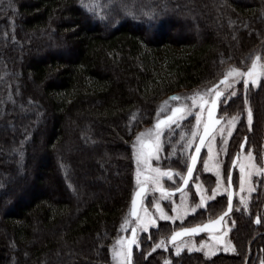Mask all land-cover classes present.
<instances>
[{
	"label": "trees",
	"instance_id": "16d2710c",
	"mask_svg": "<svg viewBox=\"0 0 264 264\" xmlns=\"http://www.w3.org/2000/svg\"><path fill=\"white\" fill-rule=\"evenodd\" d=\"M261 51L264 0H0V264H112L138 130L168 94L213 85ZM260 87L249 96L258 141ZM177 146L180 160L165 158ZM183 146L167 137L162 159L185 173ZM263 189L248 214L234 211L236 254L171 264L264 262ZM226 201L211 202L207 220Z\"/></svg>",
	"mask_w": 264,
	"mask_h": 264
},
{
	"label": "rangeland",
	"instance_id": "374dc122",
	"mask_svg": "<svg viewBox=\"0 0 264 264\" xmlns=\"http://www.w3.org/2000/svg\"><path fill=\"white\" fill-rule=\"evenodd\" d=\"M257 57H260V59L257 61L258 67H257V73H264V51H261L257 55L253 57V59L244 67H235L234 65H227L226 69L221 73L222 78L228 77L227 81L224 83H221L219 80L215 81V85L218 83L217 89L222 91L223 95L219 98V110H218V116L222 117V121L217 127V129L214 131V133L208 138L206 144L204 145L203 153L200 157V163L198 166V169L196 173L194 174L190 184L188 187L184 190V192H180L178 194H171V196L167 199L162 197V194L157 190L156 185L152 183L150 179L146 180V176H150L151 173L145 171L143 169V166H141V175L139 177L140 181L143 183V185L146 186V190L144 192V195L142 197V202L138 210V214L141 219L150 218L151 220H154V224H149L147 231L139 230L138 231V246L133 245V253L131 257L130 264H138V262L146 261V258L154 254L155 252L161 253L156 255L155 258L160 260V264H165V261H169L170 264L173 261V257H179L181 255L186 254H192V253H199L202 255L203 258L206 260L212 259L214 256L224 253V254H236V246L235 242L233 240L234 235V228L236 225V218L234 211L242 212L244 214L249 213V208L251 206V200L254 196L255 192L257 191V187L262 184H264V172H261L259 170H264V122H262L261 127V137L259 141L256 139V137L253 135L255 129V113L252 103L254 102V99H250V94L253 91H258L264 84V75H258V86L252 85L251 81H249V85L247 88H245V85L243 83L244 77L241 76L239 78H234L229 73L231 69H239L241 73H247L249 68L252 65V62ZM214 83L213 85L197 88L194 90H184L180 92L170 93L160 102L156 105V116L153 118L154 120L149 124H143L140 130L136 133L134 143H136L137 135L140 133H145V136L143 137L144 140H154V130L155 125L158 119L161 117L169 114L171 112V109L175 106H187V108H190L191 111L187 112L184 115V119H177L175 122L170 123L167 127L163 128V131L160 134L161 143L163 144V150L158 154L162 158L165 157V146H166V138H172L179 137V135H186V139L182 138L183 141V149L182 151L186 153L187 151H192L191 149H186L185 145L187 144L188 139L191 138L192 131L195 128L197 130V136L194 143L199 135V132L202 128L203 121L205 118V110L207 105L203 109L200 107V100L203 98L205 101H209L212 99L214 92ZM230 85V87L226 86ZM261 90V89H260ZM234 93V94H233ZM241 93L242 95V101L241 104H234L233 98L235 99L238 94ZM255 93V92H254ZM253 93V94H254ZM256 96V93L255 95ZM253 96V97H254ZM173 97H178L179 99H172ZM193 97L196 99L195 105L193 104ZM249 109L252 113V120L251 124H249ZM201 112V120L202 123H200L197 126L196 121V113ZM238 116L239 119L235 121V127L232 129V133L229 136L227 132L228 120H230L232 117ZM253 133V134H252ZM179 134V135H178ZM214 137V139H213ZM245 138H247V141L245 143ZM225 140L227 143L225 144ZM177 141V140H176ZM175 140L171 142L170 145H174ZM244 141V147L241 148V144ZM208 144H212L213 146V152L215 154V160L210 161V166L213 163H220V171L222 174V177L224 179L222 180V186L220 188H217V176L215 173V169L212 171H205L204 170V160L208 158ZM227 149V154L222 150L223 148ZM179 146L176 147L175 155L174 157H177L178 160H180V154H179ZM2 149H4L2 147ZM172 149V146H171ZM133 152V159H134V170H133V183H134V191L138 186H140L137 183V164L135 161V150L132 148ZM236 152H239L240 159L237 160L236 166L234 168L232 182L234 187V200H233V209L228 214L223 222V226L221 230L214 233V235H223L224 236V243L219 244L217 247L219 248L218 251H215V254L212 256H205L204 251L198 250L201 247V242H204L206 245L213 244L212 236L209 232H204L199 235H190L185 236L180 239H177L176 241H171L170 237L172 236L173 232L184 228L188 226H192L194 223H199L200 221L207 220L214 215L209 213L208 205L215 201L227 198V193L224 191L225 188H228L227 185V179H226V172L229 171V167L231 164V161L236 154ZM248 152H252L253 154V163H255L257 171L254 172L253 176L251 177V180L248 184L245 185L244 191L241 192L240 190V164L241 163H247V161L244 159V157L247 156ZM172 152H169V154ZM160 159L159 161L156 159L155 156H153L150 160V163L152 167H161L162 169H173L174 171L182 172V169H178V167H171L168 166L167 163L164 162L163 159ZM199 176V182L202 183L203 189H204V195L211 196L212 195V189L217 188L218 195L212 199L207 200L206 204L201 207H196L200 204L201 194L197 192L195 188L196 176ZM181 182V179L179 176H175L173 179H168L167 177H163L161 179V184L163 187L168 189L176 188ZM249 188L253 189L252 191H249ZM264 191V189H263ZM186 194V195H185ZM182 196L184 197V204L182 206ZM241 196H244L247 200V207L245 208L244 205L240 203ZM159 204V209L163 211L164 214H166L171 219H162L161 218V211L157 209L156 205ZM226 204L222 202L221 210L226 208ZM196 207L195 211H192V209ZM174 208L176 211H174ZM200 212H203L201 215V218L199 220H195V215L201 214ZM234 214V215H233ZM128 223L125 224L123 220L121 227H120V233L115 238L113 244H112V264H124V257H116L114 255V249H118L120 245L117 244L118 240H121L122 238L126 239L129 237L131 229L133 227H136L137 225V217L132 218L131 216L126 218ZM192 224V225H190ZM123 225V227H122ZM233 233V235H232ZM264 234V233H263ZM258 236V235H257ZM264 236L260 235V239L264 240ZM161 240L165 242V247L161 248H155V245L160 243ZM230 242V248L234 250L225 251L224 247L226 244H229ZM264 242V241H262ZM181 244H186L187 246H193V251L189 252L188 247L185 246L182 248L179 255L176 254V249ZM207 250V248H205ZM133 254L135 255L134 261H133ZM141 254V255H140ZM260 264H264L263 261H260Z\"/></svg>",
	"mask_w": 264,
	"mask_h": 264
},
{
	"label": "snow or ice",
	"instance_id": "6c2138e0",
	"mask_svg": "<svg viewBox=\"0 0 264 264\" xmlns=\"http://www.w3.org/2000/svg\"><path fill=\"white\" fill-rule=\"evenodd\" d=\"M150 19H149V26H151L152 20L155 19V14H149ZM260 59V57H257L256 59L253 60L251 67L249 68L247 73H241L239 69H231L230 75L233 76L234 78H239L241 76L244 77L243 83L245 85V88L248 87L249 81H251L252 85L258 86V75H264V73H257V61ZM264 67V66H261ZM228 77H225L224 81H221V83H224L227 81ZM230 87V85H226ZM213 91H215V96L209 101L203 100L201 98L200 100V107L203 109L205 105H207V120L203 121V131L202 133L199 134V142L195 143L194 151H187L186 153L182 152V155L185 156L184 159L181 160L182 165H186V174H182L180 172L174 171L173 169H162L161 167H152L150 160L153 156L156 157V159L159 161L162 157L158 155L162 150H163V144L161 143L160 139V134L163 131L164 127H167L170 123L175 122L177 119H184V115L187 112H190L191 109L187 108V106H179V107H174L171 110V115L167 116L165 119H158L155 125V130H154V135L155 139L154 140H144L143 137L145 136V133H140L137 135L136 138V143L133 144V149L135 150V161L137 164V183L140 185L138 190H136L133 193L132 197V206H131V215L137 217V225L136 227L132 228V235L129 238H122L121 240L117 241V244L120 245L118 249H114V255L116 257L123 256L124 257V264H130V255H131V249L133 245L138 246V231L139 230H144L147 231L148 225L149 224H154L155 221L151 220L150 218L146 219H141L138 212H137V204H138V199L141 198L145 192V187L143 186V183L140 181L139 177L141 175V166H143V169L149 173H151L150 176H146L145 179L148 180L150 179L154 185H156L157 190L162 194V197L167 199L171 196V193L166 189L165 187L162 186L161 184V179L163 177H167L168 179H173L175 176H179L180 179L182 180V184L180 188L176 189V191L184 192L185 186L189 185V182L192 180L194 176V172L197 169V163L198 159L200 157L201 153V148L206 144L207 138L210 136L212 129L215 125L219 124L220 121L216 120L214 118V112L216 111L217 108V102L219 98L223 95L221 91H216L215 86L213 88ZM234 94V93H233ZM172 99H179L178 97H173ZM193 99V104L195 105L196 99L195 97ZM202 113L197 112L196 113V121H197V126L202 123L201 120ZM239 119L238 116L232 117L230 120H228V125L229 127L227 128L228 135L230 136L232 133V129L235 127V121ZM252 120V113L251 110L249 109V124H251ZM197 136V130L194 128L192 131L191 138L188 139L187 144L185 145L186 149H191L193 148V141L195 140ZM183 138V134H182ZM214 139V137H213ZM247 141V138H245V143ZM227 141L225 140V144ZM241 147H244V144L241 145ZM225 154H227V149L226 147L222 149ZM208 158L204 160V170L205 171H212L215 169V173L217 176V188H220L222 186V180L224 177H222L221 171H220V163H213L210 166V161L215 160V154L213 152V146L212 144H208ZM175 155V152L170 153L168 157H165L167 159H171L172 156ZM240 157L239 155L237 156L236 159L233 160V164L237 163V160H239ZM244 159L247 161V163H241L240 164V190L241 192L244 191L245 185L248 184L251 180V177L253 176L254 172L257 171L255 163H253V154L252 152H248L247 156L244 157ZM261 172H264V170H259ZM226 179L227 183L229 185L228 188H225L224 191L227 193L228 197V208L225 213H223L220 217H217L216 220H210L207 224L204 225H197L196 227L193 228H181L178 232H173L171 236V241H176L179 237L183 236L184 234L188 233H195L197 231H204L208 230L210 233L214 231L215 226L220 225L225 217L228 215V212H231L233 209V195L234 193L229 190L231 184H232V174L230 171L226 172ZM196 183H195V188L198 193L201 194V199H200V204L197 205L196 207H201L206 204L207 200H212L214 199L217 195V188L212 189V195L211 196H205L204 195V189L202 183L199 182V176H196ZM253 189L249 188V191H252ZM186 195V194H185ZM240 203L247 207V200L244 196H241L240 198ZM184 204V197L182 196V206ZM157 209L161 211V218L162 219H171L168 217L166 214L163 213L161 209H159V204L156 205ZM196 207L192 209V211L196 210ZM174 211L176 209L174 208ZM257 222H260V218H257ZM125 224L128 223L127 219L124 221ZM123 227V225H122ZM213 244L211 245H206L204 242H201V247L198 250L204 251L205 256H212L215 254V251H218L219 248L217 247L219 244L224 243V236L223 235H213L212 236ZM230 242L229 244H226L224 247L225 251L229 250H234L230 248ZM165 242L161 240L160 243L155 245V248H161L165 247ZM187 246L186 244H181L180 246L177 247L176 249V254L179 255L182 248ZM188 251L191 252L193 251V246H187ZM207 248V250H205ZM165 264H170L169 261H165Z\"/></svg>",
	"mask_w": 264,
	"mask_h": 264
},
{
	"label": "water",
	"instance_id": "95a60500",
	"mask_svg": "<svg viewBox=\"0 0 264 264\" xmlns=\"http://www.w3.org/2000/svg\"><path fill=\"white\" fill-rule=\"evenodd\" d=\"M224 80H225V77L221 78L220 82H221V81H224ZM221 92H222V91H221ZM214 96H215V94L213 95V97H214ZM213 97H212V98H213ZM218 101H219V100H218ZM218 105H219V103L217 102V108H216V111L214 112V118H215L216 120L220 121V123H221L222 118L217 116V114H218ZM175 107H179V106H175ZM173 108H174V107H173ZM171 110H172V109H171ZM169 115H171V112H170L169 114H167V115L161 117L160 119H161V120H162V119H165V118H166L167 116H169ZM206 120H207V109H206V112H205V119H204V121H206ZM220 123H219V124H220ZM219 124H217V125H215V126L213 127L210 136L214 133V131H215V130L217 129V127L219 126ZM202 131H203V125H202V128H201L199 134L202 133ZM210 136H209V137H210ZM209 137H208V138H209ZM208 138H207V140H208ZM198 142H199V135H198V137H197L195 143H198ZM242 144H244V141L242 142ZM242 144H241V145H242ZM194 145H195V144H194ZM240 147H241V146H240ZM241 148H243V147H241ZM203 149H204V146L201 148L200 156H201V154H202ZM194 150H195V148L193 147L192 151H194ZM238 155H239V152H236V154L234 155V157H233V159H232V161H231L230 167H229V171L231 172L232 177H233L234 168H235V166H236V164H233V160L236 159ZM199 159H200V157H199ZM199 159H198V162H199ZM197 164H198V163H197ZM184 174H186V171H185ZM182 183H183V182H182V180H181L180 184H179L176 188L170 189L169 192H170L171 194H178V193H180V191H176V189L180 188V186H181ZM189 183H190V182H189ZM227 185H228V183H227ZM143 186L145 187V190H146V186H145V185H143ZM139 187H140V186H138V187L136 188V190H138ZM187 187H188V185L185 186L184 190H185ZM228 187H229V185H228ZM136 190H135V191H136ZM229 190L232 191V192L234 193L233 182H232V184H231ZM135 191H134V192H135ZM143 195H144V194H143ZM132 197H133V196H132ZM142 197H143V196H142ZM142 197L138 199L137 212H138L139 207H140V205H141ZM233 200H234V195H233ZM233 200H232V203H233ZM131 202H132V200H131ZM131 206H132V203H131ZM227 208H228V197H227V207H226V209H225V210H224V211H223L218 217H220L223 213H225V212L227 211ZM130 214H131V211H130ZM228 214H230V212H228ZM131 217L134 218V217H136V216H132V215H131ZM216 219H217V218H216ZM216 219H213V220H216ZM208 222H209V221H205V222H203V223H201V224H197V225H201V226H202V225H204V224H207ZM222 224H223V222H222L220 225L215 226L214 231L211 232V233L218 232V231L221 229ZM255 224H256V225L259 224V222H257V217H255ZM197 225L190 226V227H184V228H193V227H196ZM179 230H180V229H179ZM179 230H177V231H175V232H178ZM202 232H209V231L206 229V230H204V231H197V232H195V233L184 234L183 236L179 237L178 239H180V238H182V237H185V236H190V235H194V236H195V235H199V234H201ZM131 235H132V229H131V232H130L129 237H131ZM129 237H128V238H129ZM170 238H171V237H170ZM132 253H133V246H132V249H131L130 262H131Z\"/></svg>",
	"mask_w": 264,
	"mask_h": 264
},
{
	"label": "flooded vegetation",
	"instance_id": "af4514ba",
	"mask_svg": "<svg viewBox=\"0 0 264 264\" xmlns=\"http://www.w3.org/2000/svg\"><path fill=\"white\" fill-rule=\"evenodd\" d=\"M218 85H219L218 83L215 85V90H216V91L218 90V89H217ZM214 93H215V92H214ZM206 109H207V107H206ZM218 110H219V106H218ZM217 116H218V114H217ZM218 117H219V116H218ZM221 118H222V117H221ZM219 215H220V214H219ZM219 215H218V216H219ZM218 216H217V217H218ZM217 217H215V218H213V219H216ZM256 217H257V216H256ZM257 218H258V217H257ZM213 219H210V220H213ZM210 220H206V221H210ZM223 222H224V221H223ZM196 225H197V224H196ZM255 225H256V224H255ZM257 225H259V224H257ZM222 226H223V224H222ZM221 228H222V227H221ZM220 230H221V229H220ZM202 233H204V232H202ZM202 233H201V234H202ZM209 233H210V232H209ZM210 234H211V235H214V233H210Z\"/></svg>",
	"mask_w": 264,
	"mask_h": 264
}]
</instances>
